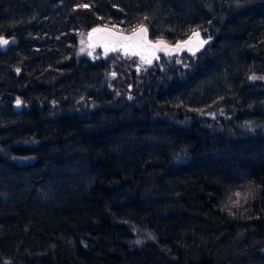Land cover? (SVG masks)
I'll list each match as a JSON object with an SVG mask.
<instances>
[{
  "label": "trees",
  "instance_id": "1",
  "mask_svg": "<svg viewBox=\"0 0 264 264\" xmlns=\"http://www.w3.org/2000/svg\"><path fill=\"white\" fill-rule=\"evenodd\" d=\"M98 27L205 43L142 71ZM0 37V264H264V0H0Z\"/></svg>",
  "mask_w": 264,
  "mask_h": 264
},
{
  "label": "rangeland",
  "instance_id": "2",
  "mask_svg": "<svg viewBox=\"0 0 264 264\" xmlns=\"http://www.w3.org/2000/svg\"><path fill=\"white\" fill-rule=\"evenodd\" d=\"M142 28V27H141ZM137 29L129 34L119 33L106 28H94L98 29V31L106 29L114 34L125 38L132 37L134 32H140V29ZM146 29L145 27H143ZM93 29V30H94ZM89 31L85 33L83 36L79 38V54L85 55L88 58L94 57L96 55H100L103 57H107L110 53H119L122 54L123 57L133 58L138 63V69L142 71H146L154 66L158 62V60L162 57L169 58L172 56L179 55L180 53H185L187 55L193 56L197 54L203 44L205 43V39L199 32V35L196 36L191 34L189 38L179 44L169 45L162 41H151L148 37L147 30L144 33L143 43L144 47H127L131 42L125 40L121 43H113V42H103V43H93L90 40L91 35L95 34L98 31ZM203 42V43H202Z\"/></svg>",
  "mask_w": 264,
  "mask_h": 264
},
{
  "label": "water",
  "instance_id": "3",
  "mask_svg": "<svg viewBox=\"0 0 264 264\" xmlns=\"http://www.w3.org/2000/svg\"><path fill=\"white\" fill-rule=\"evenodd\" d=\"M142 36L144 38V33L142 34ZM4 40H7L8 43L7 44L2 43V41H4ZM90 40L93 43H103V42L121 43L124 41V39L122 37L114 34L113 32H111L109 30H106V29L100 30V31L96 32L95 34L91 35ZM130 42L133 43V41H130ZM17 45H18V43L15 40H9L5 37H0V53H2V54H6L9 49H11L12 47H15ZM141 47H144V43H142ZM14 75L18 76L19 72L16 71L14 73ZM15 110L18 113L21 111L20 104L15 107Z\"/></svg>",
  "mask_w": 264,
  "mask_h": 264
},
{
  "label": "snow or ice",
  "instance_id": "4",
  "mask_svg": "<svg viewBox=\"0 0 264 264\" xmlns=\"http://www.w3.org/2000/svg\"><path fill=\"white\" fill-rule=\"evenodd\" d=\"M86 7V5H85ZM93 31H98V29H94ZM146 32V29H144L143 27L140 29L139 33L134 32V36L133 37H125L123 39L128 40V41H133V43H130L127 45V47H139L142 46L143 43V36L142 34ZM194 35L198 36V33H194ZM2 43L7 44L8 41L4 40L2 41ZM203 43V42H202ZM17 104H20V101L17 100Z\"/></svg>",
  "mask_w": 264,
  "mask_h": 264
}]
</instances>
